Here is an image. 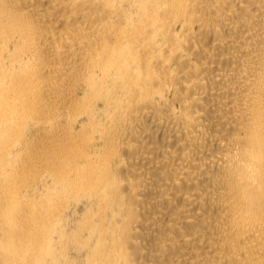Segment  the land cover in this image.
Returning <instances> with one entry per match:
<instances>
[{
	"label": "bare ground",
	"instance_id": "bare-ground-1",
	"mask_svg": "<svg viewBox=\"0 0 264 264\" xmlns=\"http://www.w3.org/2000/svg\"><path fill=\"white\" fill-rule=\"evenodd\" d=\"M0 264H264V0H0Z\"/></svg>",
	"mask_w": 264,
	"mask_h": 264
}]
</instances>
